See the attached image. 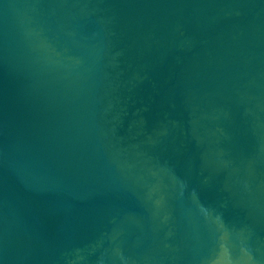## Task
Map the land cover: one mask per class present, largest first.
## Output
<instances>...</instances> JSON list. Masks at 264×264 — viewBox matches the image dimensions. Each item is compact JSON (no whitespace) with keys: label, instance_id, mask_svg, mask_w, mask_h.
Listing matches in <instances>:
<instances>
[{"label":"water","instance_id":"water-1","mask_svg":"<svg viewBox=\"0 0 264 264\" xmlns=\"http://www.w3.org/2000/svg\"><path fill=\"white\" fill-rule=\"evenodd\" d=\"M0 264H264V0H0Z\"/></svg>","mask_w":264,"mask_h":264}]
</instances>
